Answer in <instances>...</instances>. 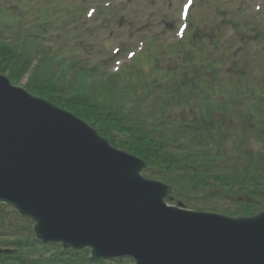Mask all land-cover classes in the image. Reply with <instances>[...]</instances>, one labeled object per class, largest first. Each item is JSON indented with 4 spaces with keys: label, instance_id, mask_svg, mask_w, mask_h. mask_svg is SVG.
<instances>
[{
    "label": "rangeland",
    "instance_id": "rangeland-1",
    "mask_svg": "<svg viewBox=\"0 0 264 264\" xmlns=\"http://www.w3.org/2000/svg\"><path fill=\"white\" fill-rule=\"evenodd\" d=\"M4 1L0 0V13L6 12L0 14V27L11 29V24L16 25L12 22H21L22 27L16 30L23 35L35 30L36 19L41 21L40 25L46 21L43 25L46 29L38 33L36 41L48 48L52 56H62L70 63L68 68L91 71L94 70L92 66L100 67V72L89 79L83 73H75V69L64 74L65 63L61 68L54 65L51 72L57 71L73 80L67 82L64 94L46 88L41 89V97L65 101L67 106L83 107L87 106L86 101L77 103L73 100L76 93H71L70 89L77 88L80 94L101 85L104 87L101 91H107L103 96L109 101L124 103L123 113L131 109L132 115L143 116L144 122L158 128L170 119L176 122L172 123L175 126L184 114L192 121L194 114L199 115L200 107L210 105L208 111L212 120L220 123L223 116L225 125L238 128V136L219 138L223 149H232L233 153L242 142L241 147L248 146L264 156V135L260 133L257 137L255 129L249 128L253 123L249 120L252 119L250 113L264 109L261 105L252 108L257 99H264V0H194L182 34L177 29L182 23L179 11L184 0H11L8 10L3 7ZM90 8L94 13L87 17L86 11ZM28 26L25 31L24 27ZM178 38L184 40L181 46L175 43ZM12 41L13 46L21 44L17 37ZM130 53L134 55L129 57ZM17 56L12 51L0 50V57ZM122 65L124 68L119 71V76H113L116 68ZM29 66L17 80L11 81L14 85L24 87L31 73ZM13 69L16 71L17 68ZM215 71L218 75L216 83L212 85L213 89L207 90L209 84L205 76L209 77ZM8 73L0 72L6 76ZM56 73L50 77H55ZM202 74L205 84H202ZM233 84L237 86L238 94L240 91L236 96L239 103L235 102L228 113L221 111V116L220 108L224 98L230 96L229 88ZM169 87L175 88V92ZM207 91L211 94L204 99L203 93ZM172 94L170 100L168 97ZM161 99H168L169 103L160 107ZM200 122L202 125V118ZM231 133L236 132L231 129ZM0 205L3 214L0 217L1 240L33 237L31 222L16 216L10 206ZM38 245L35 243L36 249L27 252V257L54 252L68 259L74 254L71 250L58 251L56 246L42 249ZM16 251L23 254L26 248L21 246ZM81 261L87 264L89 258ZM81 261L77 264H82ZM115 261L102 260L95 264H116Z\"/></svg>",
    "mask_w": 264,
    "mask_h": 264
},
{
    "label": "water",
    "instance_id": "water-1",
    "mask_svg": "<svg viewBox=\"0 0 264 264\" xmlns=\"http://www.w3.org/2000/svg\"><path fill=\"white\" fill-rule=\"evenodd\" d=\"M73 113L0 74V203L41 242L134 264H264V211L228 216L166 202L172 187Z\"/></svg>",
    "mask_w": 264,
    "mask_h": 264
},
{
    "label": "trees",
    "instance_id": "trees-1",
    "mask_svg": "<svg viewBox=\"0 0 264 264\" xmlns=\"http://www.w3.org/2000/svg\"><path fill=\"white\" fill-rule=\"evenodd\" d=\"M4 13L6 12L0 14ZM12 23H16V25L11 24V29H8L7 26L0 27V50L12 51L19 57H0V72L8 71L10 80H17L29 66V63L35 60L34 64L29 66L31 73L28 81L24 84V87L33 94L42 96L40 91L46 88L57 89L62 94L67 91V82L73 79L67 78L68 76L65 77L57 71H54V73L57 72L55 77L51 78L50 74L54 75L51 72L54 65L61 68L65 63L64 74L70 70H77L75 73H83L89 79L92 75L95 77L100 72L97 69L90 71V69L84 68H68L67 64L70 63L67 60L63 59L62 56H52L53 53L48 48L36 41L37 33H42L40 25H36V33L28 32L24 28L27 33L20 35L17 30L22 27V23ZM14 37L19 38V43H21L19 46L10 44ZM183 41L177 42L176 45L181 46ZM13 67L17 68L16 71ZM215 73L216 71L209 77L205 76L210 85V87L208 85L207 90L213 89L212 85L216 83L218 75ZM112 75L119 76V72ZM205 78L202 74V84L206 83ZM61 81L64 82L62 86L60 85ZM61 87L62 91L60 90ZM98 87L100 88L98 89ZM102 88L104 87L97 85V90L92 88L93 91L86 92L85 90L80 94L77 93V88L70 89L71 93H76L73 100H76L77 103L85 100L87 106L75 107L71 104L67 106L65 101H57V99L50 101L84 119L99 135L107 138L112 145L145 161L148 167L144 175L172 186L173 191L171 197L167 199L168 202L172 204L181 202L186 208L219 212L230 216H249L264 211L263 153L254 151L245 145L241 147L242 142L240 143L241 146L232 153V149H223L222 142L219 141V138L226 137V135L238 136V128L229 124L225 125L221 113V111L228 113L232 110L235 102L239 103L236 96L240 94V91L238 94L235 84L230 85V96L224 98L222 108H220L222 116L220 123L210 118V111H208L210 105H206L200 107L199 115L194 114L192 121H188L187 117L189 116L184 114L175 126L172 123L176 122L170 119L162 122L159 128L153 123L144 122L143 116L132 115L131 109L126 114L123 113L124 103L109 101L107 96H103L107 91H101ZM170 89L171 92H175V88ZM203 94L206 96L203 98L207 99L211 93L207 91ZM172 96L173 94L168 98L171 100ZM43 97L47 96L43 95ZM168 103V99H161L160 107ZM260 105L264 106L263 98L257 99L252 108ZM250 114L253 120H249L253 123L249 124V128L255 129L257 137H260V133L264 135V109L262 112L256 111L254 114ZM200 118H202V125ZM231 129L236 133L229 134ZM172 130H174L173 134L171 133ZM242 134L244 136V133ZM14 214L16 215V213ZM2 216L3 214L0 213V217ZM14 241L16 242L14 243ZM14 241L12 242L14 247L16 249L21 246L25 247L26 253L22 254L19 251L11 254L0 253V264H39L40 256H37L39 259L27 257L33 249L29 245L28 239H15ZM7 243L9 241L0 239V247L6 246ZM86 252L85 250L77 251L72 256L80 257V261L86 260L88 258ZM70 259L62 260L58 256H52V259L45 261L46 264H77L80 262ZM101 261L89 259V262L93 264ZM122 262L128 261L126 259L115 261L116 264Z\"/></svg>",
    "mask_w": 264,
    "mask_h": 264
},
{
    "label": "snow or ice",
    "instance_id": "snow-or-ice-1",
    "mask_svg": "<svg viewBox=\"0 0 264 264\" xmlns=\"http://www.w3.org/2000/svg\"><path fill=\"white\" fill-rule=\"evenodd\" d=\"M191 4H192V0H188V2L184 4V6H183V10H182V12H181V15H182V16H185V17H186L187 12H188V9H189V7L191 6ZM179 31H180V33L182 34L183 31H184V28L181 27ZM117 63H118V61H117Z\"/></svg>",
    "mask_w": 264,
    "mask_h": 264
}]
</instances>
